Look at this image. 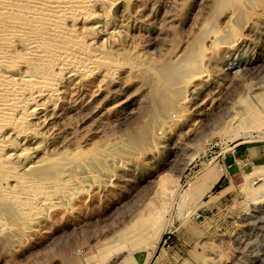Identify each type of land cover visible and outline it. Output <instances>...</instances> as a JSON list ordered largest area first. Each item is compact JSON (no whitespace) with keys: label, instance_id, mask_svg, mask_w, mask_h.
Listing matches in <instances>:
<instances>
[{"label":"rangeland","instance_id":"obj_1","mask_svg":"<svg viewBox=\"0 0 264 264\" xmlns=\"http://www.w3.org/2000/svg\"><path fill=\"white\" fill-rule=\"evenodd\" d=\"M213 7L214 0H113L118 30L105 46L113 70L99 62L88 73L62 75L56 99L33 119L38 136L22 141L39 148L15 159L31 171L30 161L56 153L63 173L82 175V184L14 220L15 237L0 231V264H126L128 257L127 264H264V192L244 193L240 174L264 164V155L253 157L264 150V127L229 130L237 108L263 96L264 88L254 89L264 86V0L254 14L231 18L213 16ZM205 21L218 23L220 42L190 83L183 73L171 79L180 100L164 105L156 70L177 65ZM72 23L76 32L89 26ZM99 30L94 48L107 36ZM225 155L236 157L235 172H227ZM161 192H172L168 212L138 239L130 225L165 201ZM0 212L11 215L2 205ZM123 230L130 242L120 241Z\"/></svg>","mask_w":264,"mask_h":264},{"label":"bare ground","instance_id":"obj_2","mask_svg":"<svg viewBox=\"0 0 264 264\" xmlns=\"http://www.w3.org/2000/svg\"><path fill=\"white\" fill-rule=\"evenodd\" d=\"M260 1L214 0L212 14L223 16L233 13L230 18L241 12L252 15ZM112 2L113 0H0V206L11 211L8 218L1 214V210L0 231L9 237L18 234L14 229L19 226L14 224V220L28 216L43 204L57 201L55 199L61 191H74V188L82 184V175L63 173L61 158L56 153L30 161L28 167L33 172L25 170L15 159H31L32 154L39 148V145L25 146L22 141L28 137L38 136L39 131L33 119L56 99L62 75L79 71L88 73L94 70L99 62L104 63V71L111 73L113 70L111 59L106 55L105 49L107 41L118 30L116 24L111 21ZM257 14L258 12L255 16ZM78 19L89 25L82 32H76L73 26L66 24L68 20L74 24ZM235 24L238 25V22L228 25L227 30L231 36L237 33ZM101 28L107 30V36L104 40L101 39L102 42L97 48H94L91 44L95 43L94 39L101 32L99 30ZM219 29L218 23L210 24L205 21L201 36H198L200 38L182 56L177 65L169 66L165 70L162 69L163 66L157 68L156 71L161 69V73L159 72L161 81L156 87V94L164 100V105L170 102L178 105L180 100V90H172L169 87L171 79L175 80L183 73L180 75L184 77L183 83H190L203 71L202 59L205 52H209L220 42L215 37ZM207 40L209 43H206ZM263 88L264 86H257L254 90ZM261 93L263 96L258 100L257 106L246 101L243 107L237 108L235 118L229 121V130L249 131L264 127V91ZM213 99L209 98L208 102H212ZM190 128L189 125L186 132H189ZM43 165L52 169L48 171L47 176L40 177L34 170ZM241 172L243 181L245 180L244 193H256L261 189L264 192V165ZM252 174L262 183L257 184L252 176L248 178ZM162 193L161 196L165 195V201L159 207L147 214L144 212L143 216L137 218L135 222L132 221L134 222L132 225L128 224L132 226L130 233L136 234L135 237L138 239L148 236L154 224L167 214L172 192H165L163 195ZM260 196L264 197V193ZM255 202L257 201H253ZM161 230L162 228L158 229L152 235L154 242L158 240ZM123 232V239L121 237V240H118L130 242L132 235L124 230ZM117 244L119 246V243ZM98 252L101 258L103 252ZM131 261V257H128L125 263Z\"/></svg>","mask_w":264,"mask_h":264},{"label":"crops","instance_id":"obj_3","mask_svg":"<svg viewBox=\"0 0 264 264\" xmlns=\"http://www.w3.org/2000/svg\"><path fill=\"white\" fill-rule=\"evenodd\" d=\"M254 150L248 149V152H245V155L248 157H251L253 155H250L249 152H252ZM263 156L264 155V150L261 149V153H259L258 155H254L253 157H259V156ZM246 157H242L241 160H244ZM236 157L234 155H225L222 158V162L226 167L227 172H235L238 168H239V163L236 161ZM260 165H264V164H260ZM253 166H256L255 164H253ZM252 166V167H253ZM242 171V170H241ZM241 176H242V172H240ZM218 179H223L221 176H219ZM243 179V178H242Z\"/></svg>","mask_w":264,"mask_h":264}]
</instances>
